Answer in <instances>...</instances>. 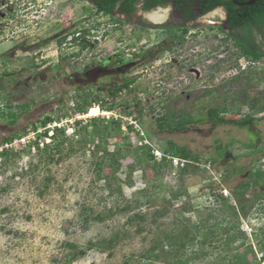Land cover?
<instances>
[{"label":"rangeland","instance_id":"rangeland-1","mask_svg":"<svg viewBox=\"0 0 264 264\" xmlns=\"http://www.w3.org/2000/svg\"><path fill=\"white\" fill-rule=\"evenodd\" d=\"M168 10L139 7L116 29L88 0H0V108L19 112L28 104L14 124L0 113V151L9 153L0 155V264H65L69 243L85 249L71 264H136L156 243L160 257L149 264H167L179 254L161 248L168 234L177 229L181 237L175 239L184 241L200 220L218 234L203 247L188 243L186 264H226L242 239L226 244L231 230L224 218L238 238V224L246 234L240 251L252 246L249 260L264 264L262 187L246 193L241 216H232L226 204H236L232 190L238 183L264 168V57L249 64L207 21L189 25L184 40H171L160 29L166 21L154 28L146 17ZM85 29L90 33L74 42L73 32ZM133 76L131 87L109 95ZM77 91L90 97L99 92L103 104L114 106L113 115L97 104L75 114L83 100ZM224 106L227 119L240 122L249 113L252 124L213 125L209 109ZM93 107L98 109L91 114ZM173 110L194 121L183 130L160 129L157 118ZM48 115L53 120L44 125ZM92 118L97 131L105 128L103 136L88 125ZM57 128H65L70 140L61 151L52 149L50 160L43 147L56 143L50 136ZM11 134L13 141L3 142ZM168 139L200 161L169 158L154 172L145 158L149 151L160 160ZM219 144L230 155L221 157ZM113 235L118 240L111 247Z\"/></svg>","mask_w":264,"mask_h":264},{"label":"trees","instance_id":"trees-1","mask_svg":"<svg viewBox=\"0 0 264 264\" xmlns=\"http://www.w3.org/2000/svg\"><path fill=\"white\" fill-rule=\"evenodd\" d=\"M91 1L92 3H94L97 12L98 13H102L105 15H109L113 21V23L117 24V28H121L125 23H127L128 21L122 18V15H129L130 13H132L135 9H136V3L139 0H88ZM164 0H161V2H163ZM160 2V0H146V2L144 3V8L149 9L151 6L156 5V3ZM257 4H259L261 6L262 9V13L264 15V0H258ZM171 31H173L172 29H170ZM188 30V28H186L184 31L186 32ZM175 31V30H174ZM78 33L77 31L73 32L74 37L72 38L74 42H78V40L80 39V37H85L90 33V29H85L81 32H79L78 36H75V34ZM174 38L178 39L179 41L184 40V36H179V35H175L173 38H171V40H173ZM66 37L61 38L59 40V44L62 45L63 42L65 41ZM79 44L82 46V48H86L88 46L87 43L85 42H79ZM242 53L247 55V56H252V58L254 60H258L260 57H264V51H255L254 47L251 46H244L242 49ZM236 78V77H235ZM233 78V79H235ZM136 81V76L133 77H126L122 82L117 83L113 86V88L109 89V95L110 96H117L120 92H122L124 89L131 87V85ZM82 91H77L78 95H82L81 93ZM85 96H81L82 97V102L75 104L77 105L76 108H74V112L75 114H79V113H87L89 111V109L92 107V105L97 104L100 108H102L103 110H113L114 106L112 104L110 105H106L103 104V100L100 98V94L99 92H94V96H88L91 95L90 93H84ZM247 100H245L244 103H246ZM10 107H12V105H10ZM22 110L17 112L14 110H3L0 108V113L2 116L4 117H8L9 118V123L10 124H14L17 119L19 118V116L24 113L27 109H28V104L24 103L21 105ZM227 111V107L224 106L222 108H218V107H213L210 108L208 111V117L209 120L212 121L213 125L216 124H225V123H232V124H236V125H250L252 124L254 117L251 116L249 113L245 114L242 118V121L240 122H236L234 120H230L227 119L226 116L224 115V113ZM53 119L50 115L46 116L45 118H43L42 123L44 125L48 124L49 122H51ZM82 120H77V123H80ZM114 124H117L120 127V122L117 120H114L112 118L111 120ZM194 121V118H192L191 116H186V117H179L178 114L176 113L175 110L171 111V112H167L161 116H159L157 118V123L160 127V129L162 130H168V131H175V130H183L186 129L189 125L190 122ZM88 125H92L94 127V129L92 130L93 133H98L99 135L103 136V134L105 133V128L102 130L97 131V118H92L89 122ZM16 134H11L7 137H5L3 139V142L7 143V142H11L13 141V139L15 138ZM43 136H47L48 137V131L46 130L44 132ZM50 137H52V139L54 140V142L56 141V143L53 145V143H47L44 147L43 150L44 151H48L49 152V157L50 160H53L55 158L54 153H52V149H54L55 151H61V147L64 145V143L67 140H70V138L67 136L66 134V129L65 128H57L56 132L54 134H52ZM53 145V146H52ZM247 147H251L253 149V151H260L262 150L261 147L256 146V144L253 143H246ZM37 147L39 149V143H37ZM108 149H106L105 151H107ZM217 151L219 153V155L222 157L224 155H230V151L228 146H223L221 144H219L217 146ZM8 150H1L0 151V155H4V156H8ZM51 154V156H50ZM110 158H108L109 163L108 165H110V167H113V161H114V157L113 154H110ZM169 158H177L180 160H184L187 163H189L190 160H195V161H200V157L198 155H194L190 152V150L188 149L187 146L185 145H181L178 142L172 140V139H168L166 141V145L163 148L162 151V156L160 158V160H157V156L151 152L148 151V154L146 156V160L153 162L152 164V170L154 172H158L159 167L160 166H165L168 163ZM258 159V158H257ZM102 162H99V166L103 167L102 165L105 163V159L102 158ZM117 164L115 165L116 169L118 166H120V162L116 161ZM131 166V165H130ZM238 168V167H237ZM236 168V169H237ZM183 171H186V168L183 167L182 168ZM257 186L260 185L262 187V191L260 193H258L259 196L264 197V168L262 167H256V169L254 170V177L252 178V180H242L240 183H238L232 190V198L235 200L236 204L232 203L229 199H226V204L228 205V208L232 209L231 215L234 217H238L241 216L242 212H245V195L246 193L249 191V189L252 186ZM221 197L224 198L223 194H221ZM225 199V198H224ZM246 215V213H245ZM136 216L140 217V214H137ZM227 218H224V221L226 223H228L227 225L229 226V229L231 230V233L228 235V241L226 242V244L231 245V243H234L236 240L238 239H242V243L238 246V248H235V250L233 251V253L230 256H226L225 258L227 259L226 264H252L251 260H249L248 258V254L249 252H253L252 246H246V248L244 249L243 252L240 251V249L245 245V238H246V234L244 231H242L240 229L239 224L237 225V230L240 232L239 234H241L242 238H238L240 236H238V234L235 232L236 230V226L233 225L232 223H229L226 221ZM210 231L212 235L206 236V232ZM229 230V231H230ZM264 235V228H262L261 232ZM181 232H177V229H174L170 234H168V236L166 237V243H162L161 244V248L164 249L165 246H167V253L170 254L173 251H176L179 254H177L176 257H174L172 259L171 263H167V264H186L188 262V260L190 259V257L187 254V244L191 243L193 241H196V243H199L201 247H203L204 243L206 242V238L207 237H214L217 236L218 232L213 229L212 226H207V224H205L204 220H200L196 223H193L190 225V231L187 232L186 234V240L179 242L178 240H176L175 238L181 237L180 236ZM184 236V235H183ZM256 236H258L256 234ZM204 241H202V239ZM258 238V237H257ZM116 240H118L117 235H113L110 239H109V246L111 245V247L115 244ZM201 240V241H200ZM158 243H156V245H152L150 246L145 252H143L141 254V257L139 258V260L136 261V264H149L150 262H154L156 261V259H159V254L156 252L159 250V246L157 245ZM71 248L72 251H70V253L67 254L66 259H65V264H71L73 261H75L79 255H82L85 253V249L83 248H78L76 245L69 243L68 244ZM260 245L262 247V249H264V238L263 240L260 242ZM197 249V248H196ZM195 252V250H192ZM190 254H193V252H191ZM263 260H264V256H263ZM126 264H129V261L126 260L125 262Z\"/></svg>","mask_w":264,"mask_h":264},{"label":"flooded vegetation","instance_id":"flooded-vegetation-1","mask_svg":"<svg viewBox=\"0 0 264 264\" xmlns=\"http://www.w3.org/2000/svg\"><path fill=\"white\" fill-rule=\"evenodd\" d=\"M141 1V2H140ZM250 0H164L144 8L146 0H139L136 9L129 15L123 14L125 18L131 19L136 15L137 9L141 7L145 12L156 8L168 7L169 12H165L166 21L161 27V31L166 33L168 38L175 35L186 37L189 25L197 26L199 23L207 21L208 27L219 34L223 33L224 41L233 44L236 53L240 58L245 59L249 64L257 62L252 56L242 53L244 46L254 47L255 51H264V15L261 6L257 4H247ZM148 24L158 28L161 21L155 22L149 14H146ZM172 19V23H167V19ZM172 29L173 31H171ZM175 30V31H174ZM237 77L235 75L233 78Z\"/></svg>","mask_w":264,"mask_h":264},{"label":"bare ground","instance_id":"bare-ground-1","mask_svg":"<svg viewBox=\"0 0 264 264\" xmlns=\"http://www.w3.org/2000/svg\"><path fill=\"white\" fill-rule=\"evenodd\" d=\"M149 16L154 19L155 21H161L162 19H164V14L162 13H159V12H155L153 14H149ZM97 107H93L92 110H91V114H94L97 112Z\"/></svg>","mask_w":264,"mask_h":264},{"label":"built area","instance_id":"built-area-1","mask_svg":"<svg viewBox=\"0 0 264 264\" xmlns=\"http://www.w3.org/2000/svg\"><path fill=\"white\" fill-rule=\"evenodd\" d=\"M105 113V115L107 116V117H111V115H113V110H107V111H105L104 112Z\"/></svg>","mask_w":264,"mask_h":264},{"label":"water","instance_id":"water-1","mask_svg":"<svg viewBox=\"0 0 264 264\" xmlns=\"http://www.w3.org/2000/svg\"><path fill=\"white\" fill-rule=\"evenodd\" d=\"M257 0H250L247 2V4H253L254 2H256ZM157 23V21H155Z\"/></svg>","mask_w":264,"mask_h":264}]
</instances>
